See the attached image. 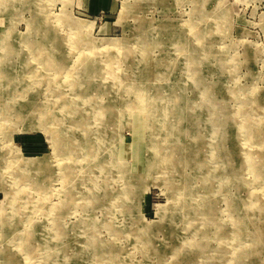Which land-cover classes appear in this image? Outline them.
I'll list each match as a JSON object with an SVG mask.
<instances>
[{
  "label": "rangeland",
  "instance_id": "1",
  "mask_svg": "<svg viewBox=\"0 0 264 264\" xmlns=\"http://www.w3.org/2000/svg\"><path fill=\"white\" fill-rule=\"evenodd\" d=\"M0 264H264V0H0Z\"/></svg>",
  "mask_w": 264,
  "mask_h": 264
}]
</instances>
